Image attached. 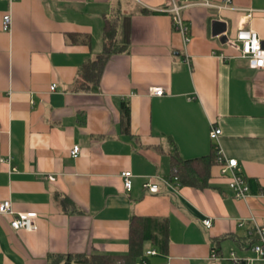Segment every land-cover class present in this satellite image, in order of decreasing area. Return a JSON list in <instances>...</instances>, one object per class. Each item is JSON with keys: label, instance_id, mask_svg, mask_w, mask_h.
Listing matches in <instances>:
<instances>
[{"label": "crops", "instance_id": "0c3cea01", "mask_svg": "<svg viewBox=\"0 0 264 264\" xmlns=\"http://www.w3.org/2000/svg\"><path fill=\"white\" fill-rule=\"evenodd\" d=\"M208 1L217 6L181 10L185 44L160 10L168 0H0V202L37 213L32 231L0 215V264L126 253L133 215L168 223L164 247L144 243L157 252H143L148 264H211L212 249L264 264L251 249L264 222V70L226 44L242 27L264 47V0ZM107 22L117 45L128 26L126 49L106 53ZM214 143L237 159L247 197L233 195L216 158L204 186L171 180L173 155H209ZM149 176L158 191L143 187Z\"/></svg>", "mask_w": 264, "mask_h": 264}, {"label": "built area", "instance_id": "2783aa9c", "mask_svg": "<svg viewBox=\"0 0 264 264\" xmlns=\"http://www.w3.org/2000/svg\"><path fill=\"white\" fill-rule=\"evenodd\" d=\"M192 5L201 6H217L212 4L208 0H168V5L160 8L161 11H165L171 14V19L175 28L183 35V41L186 44L189 41L188 26L185 24L181 10L185 7ZM251 11L245 14V17H250ZM11 26L10 13H5L2 16L1 28L8 31ZM226 44L238 51V56L244 59L251 69L264 70V47L257 32L251 28H239L237 29L235 38H227ZM55 88V83L50 87L51 90ZM149 92L154 95H163V87H151ZM221 129L217 126L211 125L209 130V136L216 142ZM79 151L78 145H73L70 150V154L76 157ZM214 152L216 162L220 167V174L227 178V184L232 190L233 195L237 198H245L249 195V184L245 177L241 175L237 169V159L234 157H226L219 146L214 143ZM132 173L130 170H124L121 172L123 178V186L125 189L131 187ZM171 180L179 182L178 178L174 175ZM167 185L171 184L170 181L164 180ZM143 187L147 188L151 192L158 191V185L153 181V176H149L143 183ZM0 215L9 216V225L11 228L24 229L32 231L36 229L37 213L35 211H14L9 199H5L0 202ZM254 219V217H251ZM203 223L206 226H210L211 219H203ZM257 240L251 245L252 251L255 253V259L264 261V222L256 225ZM156 250L153 248L146 249L145 255H154ZM211 264H220L227 261L231 264H248L251 258L241 257L234 251H230L227 255L220 254L212 249L209 254ZM134 264H148L145 257L139 258Z\"/></svg>", "mask_w": 264, "mask_h": 264}, {"label": "trees", "instance_id": "16d2710c", "mask_svg": "<svg viewBox=\"0 0 264 264\" xmlns=\"http://www.w3.org/2000/svg\"><path fill=\"white\" fill-rule=\"evenodd\" d=\"M106 53L111 54L126 49L129 42V28L123 25V36L117 45L115 28L105 24ZM90 64V63H89ZM88 65V64H87ZM125 129L128 127V107L122 106ZM215 162V152L195 158L183 159L173 155L171 159V175L178 178L181 184L204 186L210 176V167ZM250 186V182H248ZM250 188V187H249ZM168 223L166 219L151 216L133 215L129 222L128 250L123 254H67L62 264L85 263V264H134L144 252V243L150 242L162 248L166 245ZM257 240V238H256ZM255 240V241H256Z\"/></svg>", "mask_w": 264, "mask_h": 264}]
</instances>
